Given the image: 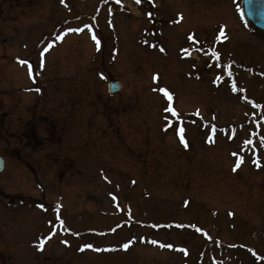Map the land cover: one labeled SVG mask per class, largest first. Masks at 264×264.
Listing matches in <instances>:
<instances>
[{
    "label": "rangeland",
    "instance_id": "obj_1",
    "mask_svg": "<svg viewBox=\"0 0 264 264\" xmlns=\"http://www.w3.org/2000/svg\"><path fill=\"white\" fill-rule=\"evenodd\" d=\"M240 10L0 0V264H264V33Z\"/></svg>",
    "mask_w": 264,
    "mask_h": 264
},
{
    "label": "water",
    "instance_id": "obj_2",
    "mask_svg": "<svg viewBox=\"0 0 264 264\" xmlns=\"http://www.w3.org/2000/svg\"><path fill=\"white\" fill-rule=\"evenodd\" d=\"M243 16L245 20L258 31H264V0H242ZM121 87L118 83L108 85V94H118ZM3 171V161L0 159V173Z\"/></svg>",
    "mask_w": 264,
    "mask_h": 264
},
{
    "label": "snow or ice",
    "instance_id": "obj_3",
    "mask_svg": "<svg viewBox=\"0 0 264 264\" xmlns=\"http://www.w3.org/2000/svg\"><path fill=\"white\" fill-rule=\"evenodd\" d=\"M117 2H119V0H117ZM136 2H137V3H140V0H136ZM93 39H95V37H93ZM189 39H192V37H189ZM97 44H99L98 41H97ZM45 51H47V49H45ZM41 55H43V54H41ZM213 55L215 56L216 53H213ZM22 63H23V62H22ZM154 79H155V77H154ZM218 79H219V78H218ZM159 91L162 92L163 95H164L169 101L171 100V95H170L165 89H159ZM164 111H165V112H172L173 115L176 114V113L174 112V110L172 109L171 105H169L168 107H166V108L164 109ZM183 131H184L183 128L178 129V131H177V135L179 136L180 143L184 144L185 147H187V143H186V141H185V139H184V136H183ZM237 166H238V165H237ZM233 170H235V168H234ZM153 243H155V241H153ZM87 247H91V245H88ZM124 247L127 248L128 245L125 244ZM42 248H43V242H41V244H40L38 250H42Z\"/></svg>",
    "mask_w": 264,
    "mask_h": 264
},
{
    "label": "flooded vegetation",
    "instance_id": "obj_4",
    "mask_svg": "<svg viewBox=\"0 0 264 264\" xmlns=\"http://www.w3.org/2000/svg\"><path fill=\"white\" fill-rule=\"evenodd\" d=\"M26 135H27L26 140H27L29 145L31 144V139H37L41 143L45 142V144L48 145L50 149L52 147H56L60 141V137L58 136V133H56L55 135H50V134L44 133V136H41L39 138L36 136L35 133H32V132L26 133ZM56 141H58V142H56Z\"/></svg>",
    "mask_w": 264,
    "mask_h": 264
}]
</instances>
